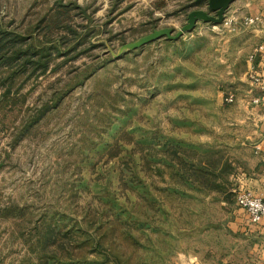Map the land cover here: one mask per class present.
Masks as SVG:
<instances>
[{
	"label": "rangeland",
	"instance_id": "374dc122",
	"mask_svg": "<svg viewBox=\"0 0 264 264\" xmlns=\"http://www.w3.org/2000/svg\"><path fill=\"white\" fill-rule=\"evenodd\" d=\"M122 3L0 0L3 54L51 55L45 74L0 62V264H264L235 200L252 191L243 175L259 151L255 98L234 79L248 59L242 26L200 22L116 59L208 9L183 0L148 22ZM174 149L189 164L184 151L217 154L216 189L193 184Z\"/></svg>",
	"mask_w": 264,
	"mask_h": 264
},
{
	"label": "crops",
	"instance_id": "0c3cea01",
	"mask_svg": "<svg viewBox=\"0 0 264 264\" xmlns=\"http://www.w3.org/2000/svg\"><path fill=\"white\" fill-rule=\"evenodd\" d=\"M167 0H123L124 6L127 8V13H139L138 20L154 21L165 20L168 15L181 13L183 8V0H172V11L167 12ZM239 21L249 18H258L259 21L255 26L244 27L238 31V37L242 45H248L245 55L248 56L244 61V67L239 70L238 78L235 80L240 83H247L251 94V99L260 98L264 101V90L253 85L248 78L255 72L256 75L264 77V51L257 55L253 62L249 61V57L254 51L260 47L264 48V0H236L226 13ZM244 43V44H243ZM252 115L255 118L253 125V135L251 136V146L255 149L258 147L259 151L256 152V172L246 173L243 175L246 186L251 189L256 195L264 197V105L254 106ZM249 139V138H248ZM254 229L261 237L264 244V222L259 225H254Z\"/></svg>",
	"mask_w": 264,
	"mask_h": 264
},
{
	"label": "trees",
	"instance_id": "16d2710c",
	"mask_svg": "<svg viewBox=\"0 0 264 264\" xmlns=\"http://www.w3.org/2000/svg\"><path fill=\"white\" fill-rule=\"evenodd\" d=\"M2 35L6 36L5 33ZM4 38V37H3ZM3 39L0 41V62H3V64H10L11 62H16L24 59L22 68L25 70L29 65L33 64L34 71L41 72V74H45L50 66V62L46 59H48L51 55L46 56L44 54V51L41 52H36L37 56H40V60L37 63H32L31 59H26L27 54L16 52L14 56L7 58L3 54V48L4 46L1 45ZM51 50V49H50ZM49 52V50H47ZM32 57L36 55H31ZM7 60V61H6ZM175 152V157L173 161L176 162V164L179 166V169L187 176V178L195 185L199 186L200 188H203L205 190H215L216 187L214 185H211V181H216L218 178L217 176V171H218V161H221L219 159L217 154H210V155H204V156H199L197 153H188L184 151V154H188L187 159H192L194 156L197 157L196 161H193L191 164H189L184 158L179 157L178 153L182 152L180 149H174ZM189 169V170H187ZM210 184V185H208ZM104 237L107 236H112L113 234H110L108 230H106L103 234ZM98 246L100 247V242L97 243H90L86 241L83 245V249L87 250L89 247H94Z\"/></svg>",
	"mask_w": 264,
	"mask_h": 264
},
{
	"label": "water",
	"instance_id": "95a60500",
	"mask_svg": "<svg viewBox=\"0 0 264 264\" xmlns=\"http://www.w3.org/2000/svg\"><path fill=\"white\" fill-rule=\"evenodd\" d=\"M235 1L236 0H196V3H205L208 9H200L190 12L187 16L186 25L177 33L169 28L156 30L152 34H149L134 43L123 46L119 50L118 54L113 57L118 59L125 53L139 50L162 39L178 41L185 34L192 32L200 22L222 25L224 23L226 13ZM212 14H214V16Z\"/></svg>",
	"mask_w": 264,
	"mask_h": 264
},
{
	"label": "built area",
	"instance_id": "2783aa9c",
	"mask_svg": "<svg viewBox=\"0 0 264 264\" xmlns=\"http://www.w3.org/2000/svg\"><path fill=\"white\" fill-rule=\"evenodd\" d=\"M258 21H259L258 18H249L243 21H239L234 17H230V18L226 17L224 20V26L235 30L240 26H244V27L255 26L258 23ZM263 51H264L263 47L256 49L254 53L249 57V61L253 62L256 59L257 55ZM250 80L252 81L253 85L264 90V77L258 76L255 74V72H253L250 75ZM253 103L255 106H259L262 104L264 105V101H262L260 98H256ZM235 200L237 205L241 209L245 210V212L249 217L250 222L253 225H259L262 222H264V198L256 196L252 191L243 189L235 192Z\"/></svg>",
	"mask_w": 264,
	"mask_h": 264
}]
</instances>
